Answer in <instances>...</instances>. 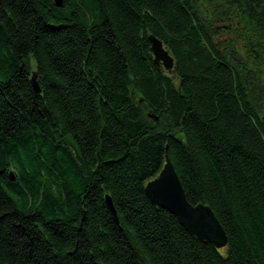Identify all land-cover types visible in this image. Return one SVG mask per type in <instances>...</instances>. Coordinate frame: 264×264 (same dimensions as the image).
Segmentation results:
<instances>
[{"label": "trees", "instance_id": "trees-1", "mask_svg": "<svg viewBox=\"0 0 264 264\" xmlns=\"http://www.w3.org/2000/svg\"><path fill=\"white\" fill-rule=\"evenodd\" d=\"M166 154L227 247L147 197ZM0 264H264V0H0Z\"/></svg>", "mask_w": 264, "mask_h": 264}, {"label": "water", "instance_id": "water-1", "mask_svg": "<svg viewBox=\"0 0 264 264\" xmlns=\"http://www.w3.org/2000/svg\"><path fill=\"white\" fill-rule=\"evenodd\" d=\"M54 3L58 8H62L64 0H54ZM150 42L155 64L162 63L166 70H173L174 58L166 50L163 42L153 35L150 36ZM31 86L36 94H41L42 90L37 81L36 72L32 74ZM165 159L166 164L159 176L146 185L147 197L153 205L168 210L174 215L190 235L208 241L218 249L227 247V234L211 207L204 204L193 205L188 201L168 154ZM105 200L109 210L117 218L112 199L107 195Z\"/></svg>", "mask_w": 264, "mask_h": 264}, {"label": "bare ground", "instance_id": "bare-ground-1", "mask_svg": "<svg viewBox=\"0 0 264 264\" xmlns=\"http://www.w3.org/2000/svg\"><path fill=\"white\" fill-rule=\"evenodd\" d=\"M158 39V38H157ZM152 53H153V51H152ZM153 55H154V53H153ZM160 64H162V63H160ZM162 66H163V64H162ZM164 67V66H163ZM164 69H165V67H164ZM31 79H32V77H30V85H31ZM37 81H38V79H37ZM39 83V82H38ZM40 86V85H39ZM32 87V86H31ZM41 88V87H40ZM33 89V88H32ZM42 90V89H41ZM34 92V91H33ZM35 93V92H34ZM36 94V93H35ZM166 157V156H165ZM165 164H166V159H165ZM165 166V165H164ZM7 177H8V179H9V181H11V182H15L16 180H17V173L14 171V169L13 168H11V167H7ZM159 176V175H158ZM157 176V177H158ZM156 177V178H157ZM155 179V178H154ZM153 179V180H154ZM152 181V180H151ZM181 181V180H180ZM150 182V181H149ZM182 183V182H181ZM148 184V183H147ZM183 185V184H182ZM110 197V196H109ZM111 198V197H110ZM106 201V200H105ZM113 202V201H112ZM114 205V204H113ZM155 206V205H154ZM108 207V206H107ZM115 208V207H114ZM160 208V207H159ZM109 209V208H108ZM116 211V210H115ZM111 212V211H110ZM114 216V215H113ZM200 239V238H199ZM218 249V248H217Z\"/></svg>", "mask_w": 264, "mask_h": 264}, {"label": "rangeland", "instance_id": "rangeland-1", "mask_svg": "<svg viewBox=\"0 0 264 264\" xmlns=\"http://www.w3.org/2000/svg\"><path fill=\"white\" fill-rule=\"evenodd\" d=\"M148 115H149V113H148ZM150 117L152 118L153 116H150ZM155 119H156V121H158V118L157 117Z\"/></svg>", "mask_w": 264, "mask_h": 264}]
</instances>
